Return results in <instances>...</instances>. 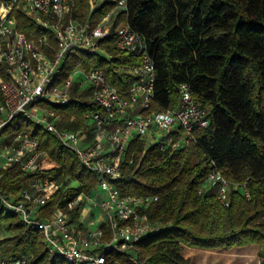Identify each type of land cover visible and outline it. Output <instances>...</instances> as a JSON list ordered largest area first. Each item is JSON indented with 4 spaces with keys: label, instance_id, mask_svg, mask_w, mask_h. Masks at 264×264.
Returning a JSON list of instances; mask_svg holds the SVG:
<instances>
[{
    "label": "trees",
    "instance_id": "1",
    "mask_svg": "<svg viewBox=\"0 0 264 264\" xmlns=\"http://www.w3.org/2000/svg\"><path fill=\"white\" fill-rule=\"evenodd\" d=\"M75 3L74 16L87 20L88 0ZM106 13L99 11L94 22ZM15 15L19 31L30 40L47 34L33 19ZM120 22L142 34L154 59L159 110L176 108L179 87L188 84L196 103L208 113L210 125L195 132L197 143L179 151L132 144L134 161L123 167V178L116 185L123 196H158L147 213L166 229L137 245V262L127 253L108 264H190L184 257L186 249L248 246H257L264 258V0H129L128 14L121 15ZM51 42L55 44L52 38ZM104 48L114 60L79 55L68 60L64 75L83 64L87 69L102 68L107 79L121 87L120 66L136 64L137 59L116 49L113 36L104 41ZM55 109L72 129H78L83 115L94 110L87 103ZM74 115L77 121L70 123ZM11 130L36 137L41 150L57 164L51 173L73 183L71 188L62 184L56 189L49 213L82 193L89 194L99 183L98 175L84 169L76 153L42 126L18 117L6 133ZM214 168L230 183L229 207L220 203L213 187H204ZM33 177L10 170L0 182V191L18 198ZM1 213L0 229L10 233L0 241L4 258L33 255L35 264H56L42 232L30 231L18 218Z\"/></svg>",
    "mask_w": 264,
    "mask_h": 264
},
{
    "label": "built area",
    "instance_id": "2",
    "mask_svg": "<svg viewBox=\"0 0 264 264\" xmlns=\"http://www.w3.org/2000/svg\"><path fill=\"white\" fill-rule=\"evenodd\" d=\"M88 4L89 17L80 20L74 16L75 0H0V182L15 168L34 176L18 198L0 191V209L30 231L42 232L52 261L108 264L128 253L137 262V245L163 232L166 225L147 213L158 196H123L116 185L123 167L134 161L132 144L179 151L197 143L195 132L209 127L210 118L188 84L179 87L176 108L161 111L156 106V65L147 44L138 30L117 24L128 14L129 0ZM103 9L107 13L95 23L94 16ZM16 13L33 19L47 34L30 40L19 31ZM111 36L116 49L138 60L120 66L121 87L114 86L102 68L79 64L64 75L68 60L79 55L114 60L104 48ZM75 103L94 108L83 115L78 129L68 128L55 109ZM18 117L42 126L76 153L82 167L98 175L97 186L49 213L56 189L62 184L71 187L51 173L57 164L41 150L36 137L26 131L7 135ZM75 121L77 117L71 116L70 123ZM204 187H213L220 203L230 206V183L217 168ZM1 234L0 229V241L5 239ZM0 264H35V257L9 260L0 248Z\"/></svg>",
    "mask_w": 264,
    "mask_h": 264
},
{
    "label": "rangeland",
    "instance_id": "3",
    "mask_svg": "<svg viewBox=\"0 0 264 264\" xmlns=\"http://www.w3.org/2000/svg\"><path fill=\"white\" fill-rule=\"evenodd\" d=\"M109 62V61H108ZM138 62V60H137ZM79 65V64H78ZM76 67V66H75ZM121 77V73L118 72ZM86 104V103H84ZM63 116V115H62ZM64 117V116H63ZM16 132L10 131L7 135H12ZM65 184L69 187L73 183L69 179H64ZM1 216L7 217L8 215L0 209ZM4 238L9 236L7 229H1ZM184 257L190 259V264H264V258L259 255V248L257 246H248L244 249L222 250V251H206L198 249H186ZM64 262L62 258L58 259L56 264Z\"/></svg>",
    "mask_w": 264,
    "mask_h": 264
}]
</instances>
